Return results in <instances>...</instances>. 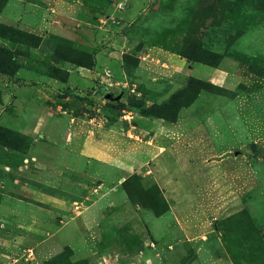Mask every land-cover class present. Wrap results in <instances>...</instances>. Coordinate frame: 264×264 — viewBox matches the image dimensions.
I'll return each mask as SVG.
<instances>
[{
    "label": "rangeland",
    "instance_id": "1",
    "mask_svg": "<svg viewBox=\"0 0 264 264\" xmlns=\"http://www.w3.org/2000/svg\"><path fill=\"white\" fill-rule=\"evenodd\" d=\"M44 106L55 141L95 118L103 165L28 163ZM135 116L162 125L138 133ZM16 175L101 182L103 238L0 232V264L8 236L15 264H264V0H0V192Z\"/></svg>",
    "mask_w": 264,
    "mask_h": 264
},
{
    "label": "crops",
    "instance_id": "2",
    "mask_svg": "<svg viewBox=\"0 0 264 264\" xmlns=\"http://www.w3.org/2000/svg\"><path fill=\"white\" fill-rule=\"evenodd\" d=\"M60 113H55L51 111L50 108H46L45 106L36 111L35 130L37 135L35 136L34 133H31V135L29 134L31 137V145L28 156L25 157V160H27L28 163L31 161V164L36 167L41 165L42 167H50L49 165H64L65 168V166L69 165V160H71L72 157L77 158V156H79L78 159L84 160L85 164L87 165H103V160H105L104 153L107 151L106 145L103 146V143H93V141H91L92 139L86 140L88 138L86 136H92L93 131L96 133L97 130H99V133H101L100 127H98L100 124L94 121L95 118L93 117H90L88 120L81 119L80 121H77L75 118H70L68 120L69 124L74 122V120L78 124L79 122L83 121L87 130H89L88 134L84 133L86 128L81 127L80 128L83 129V133L78 132L77 128L75 129L74 127L66 129L65 136L64 130H54L55 136L59 137V139L55 141L52 139L51 135L48 134V127L45 126V121H48L52 118L56 119ZM121 116L123 117L124 115ZM59 117H61V115ZM135 119L137 120V123H139L138 125L135 123V130L138 133L149 130L148 127H150L151 130H154V128L157 126L162 125V119L160 118L145 119L143 122L138 117ZM147 121H149V123ZM51 130H53V128ZM76 132L79 135V140L73 136ZM80 135L85 136L82 138L83 140L81 139ZM37 149H42L43 154L45 151L46 153H48L47 151H51L53 156L50 158L42 157L41 161L36 155ZM48 155L50 154L48 153ZM20 173H18L17 170V174ZM18 176L19 175L13 177L11 182H2V186L5 188V191L0 192V200H4V198L7 197L9 202L4 204L1 203L0 211L9 214V216H11L15 222L20 219L24 221L25 224L20 223L21 226H18L14 221L11 220L9 223L1 221L0 232L9 233L17 232V230H23V232L29 233L32 232L31 230L53 232L62 230L67 233V237H70L71 234L74 235L75 239H68V244L70 246L87 245L88 241L87 239L85 240L84 237L88 233L92 235L95 241L102 240L103 226H100L98 215L94 214L92 218L88 217L90 213H93L98 209L100 210L102 206H105L106 191L101 187V182H97L96 188L88 185L81 194L75 193L73 185H71V187H65L64 189L62 188L63 191L59 193L58 190L51 192L44 191L42 188H44L46 185L43 179H39L38 177L36 179H32L31 177L27 176H24V178L20 179ZM117 182H114L113 186L121 193V188L118 185L119 182ZM27 205H29V209H35V215H32V213L29 212L30 210L28 209ZM3 207H5V209H3ZM79 207H81V209L79 211H75L78 210ZM71 213H73V215L72 217H69ZM9 238H11V244H6L8 251L14 255L12 258L14 260L13 264H15V262L18 260L16 257H19L18 255H15V252L19 249L17 247V243L15 242L22 241V237L8 236L6 240ZM2 239L3 238H1L0 243ZM23 264L33 263L23 262Z\"/></svg>",
    "mask_w": 264,
    "mask_h": 264
},
{
    "label": "built area",
    "instance_id": "3",
    "mask_svg": "<svg viewBox=\"0 0 264 264\" xmlns=\"http://www.w3.org/2000/svg\"><path fill=\"white\" fill-rule=\"evenodd\" d=\"M27 251H28V256H31V254H32V249H27Z\"/></svg>",
    "mask_w": 264,
    "mask_h": 264
},
{
    "label": "trees",
    "instance_id": "4",
    "mask_svg": "<svg viewBox=\"0 0 264 264\" xmlns=\"http://www.w3.org/2000/svg\"><path fill=\"white\" fill-rule=\"evenodd\" d=\"M186 57L190 58V56H186Z\"/></svg>",
    "mask_w": 264,
    "mask_h": 264
}]
</instances>
